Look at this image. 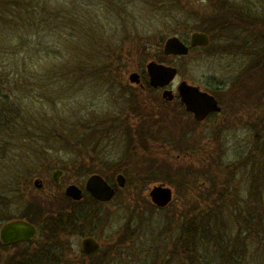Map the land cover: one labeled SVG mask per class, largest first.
<instances>
[{"label": "rangeland", "instance_id": "1", "mask_svg": "<svg viewBox=\"0 0 264 264\" xmlns=\"http://www.w3.org/2000/svg\"><path fill=\"white\" fill-rule=\"evenodd\" d=\"M232 4L243 10V14H250L244 4L235 3L234 6L231 0H0V61L2 59L1 65L8 68L7 79L12 81L5 87L3 98L14 105L12 111H6L0 102L2 114L10 115H0V122L5 124L0 129V185L9 179L21 180L19 195L0 197V200H8V203L4 202L5 207L10 206V210L19 215L17 211H23L24 204L29 206L39 202L40 197L55 192L52 173L56 168L64 166L60 179L63 193L67 184L85 181L87 176L82 178L80 166L97 163L99 169H106L102 170L106 174L124 173L131 184L143 179L148 180L149 187L159 182L176 184L173 201L162 210L151 201L137 202L140 199L136 195L145 198L149 187L141 194L142 191L134 192L128 186L121 193L123 196L119 195L111 202L110 217L114 222L110 226L114 230L122 226L124 211L132 209L133 229L141 231V234L134 231V239L138 236L142 241L133 243L131 264H178L174 247L195 248L196 255L204 252L211 263L224 260L225 264L230 261V264H244L240 256L246 248L250 254L260 256L259 259L255 256L258 263L250 257L251 264H264L262 247L257 249V244L249 242L250 239L247 244L241 243L235 206L228 207L227 203L226 211L220 209V213L212 216L206 211L211 203L200 202L205 187L203 181L209 185L210 179L232 181L228 188L232 187L234 193L239 190L241 200L248 198L246 195L252 191V185L264 194V163L260 165V158L254 155L249 163L243 161L246 154L264 144V69H261L264 66V12L252 10V14L259 16L253 34L246 30H234L233 34L224 32L211 38L207 46L196 47L183 57L164 54L163 63L178 68V74L169 86L174 91L181 81L200 84L211 91L217 90L219 84L224 85L222 96L228 94L222 97L226 99L223 100L224 108H227L224 114L229 117L225 124L232 133L226 144H222L225 148L223 162L214 156V151L212 156L208 152L210 147L221 144H215L214 139L211 144L199 139V150L192 155L183 146L188 141L183 133L180 138L149 137L145 144L138 133L135 139L139 146L154 147L152 152L157 160L149 161L148 155L145 158L144 150L124 160V152L129 146L127 136L108 135L99 117L118 114L119 105L130 103V98L133 101L146 99L131 86L129 74H146L148 62H159L163 58L161 50L168 37L177 35L188 41L194 27L203 28L207 21L213 23V19L216 20L215 8L230 9ZM47 16L53 23L46 20ZM26 42L35 49L27 47ZM28 48L33 49L32 54L38 53L36 57L43 58L41 63L24 64L22 59L28 54ZM93 60L96 61L95 68L106 66L107 77L105 79L100 72L88 83V77L81 75L82 69L78 68L83 61ZM110 78L113 85H109ZM232 89L235 94L230 96ZM217 91L213 92L220 95V90ZM242 107L245 111L238 115L239 119L236 109ZM231 111L235 117H231ZM202 150L205 153H200ZM82 159V163L79 162ZM238 162L243 163L242 171L237 170ZM153 163H156L155 167L151 166ZM208 168L212 170L211 175ZM179 169L182 172L188 170L190 175L182 178ZM37 178L45 180L46 190L34 185ZM179 179H196L198 183L192 190H185ZM127 196L134 199V204ZM244 203V220L250 215L249 218L257 221L259 209L249 210ZM253 203L250 202V206ZM197 209L202 211L198 216L195 214ZM194 216L197 219L204 217L206 221L199 223L202 226L200 235L192 229L184 232L181 226H187L188 221L195 222ZM173 220L176 240L169 243L172 248L164 245L160 249L147 247L150 243L143 241L146 233L155 234L162 229L169 233L174 226L170 223ZM182 239L186 242L184 246L180 244ZM232 254L237 256L230 260Z\"/></svg>", "mask_w": 264, "mask_h": 264}, {"label": "flooded vegetation", "instance_id": "2", "mask_svg": "<svg viewBox=\"0 0 264 264\" xmlns=\"http://www.w3.org/2000/svg\"><path fill=\"white\" fill-rule=\"evenodd\" d=\"M208 36L211 41V36L209 34ZM181 40L189 45V52L195 50L196 47H199L190 46V37L188 38V41L182 38ZM145 72L146 74L143 76L139 72H136L139 74V83H130L131 86L133 85V87L139 91L138 94L146 96V99L133 101L131 100L133 98H130V103L119 105L117 110L119 112L118 114L99 116L103 123L102 126L105 128L104 131L107 132L108 135L118 134L116 136H127V143L129 146H127V151L124 152V160L130 159L133 154L139 153L141 150H144L143 155L145 158L146 155H148L147 158L149 161L153 162L157 160L152 152L154 147L142 144L139 146V143L135 139V136L138 133L140 139L144 141V144L146 143L145 139L148 141L149 137L158 139V136H160L163 140L172 137L180 138L181 133H183L188 137V141L184 142L183 146L186 151L190 150L192 155H196L195 151L199 150L201 145L199 139H205L206 142L208 140L209 144H211V142L213 143L212 139H214L215 144H221V146L210 147L208 152L212 156L211 153L214 151V156L221 158L223 162L225 158V148L223 149L222 144H226L232 133L229 132L228 125L225 124L229 121V117L224 114V112L226 113L227 108H224V99L222 97H226V95L228 96V94L222 96L224 85L219 84L217 90H220L221 92L219 91L220 95H218L217 93H214L218 92L217 90H213V92L211 89H207V87L203 88L200 84H192L199 87L201 91L213 95L218 101V105L221 107L220 111H211L204 119H198L195 114L188 111L182 103L178 92L179 84L177 85L176 91L169 87L172 82L166 87L155 88L150 85L147 67ZM132 73L134 72H131L130 74ZM125 85H128L127 82ZM166 89L172 91L174 96L172 99L164 97V91ZM233 90L234 89L229 93L230 96L235 94ZM133 93H135L134 89ZM149 95L154 96V98L149 99ZM230 99L231 103H233L234 100L232 98ZM224 101H226V99ZM126 105H128L129 108ZM149 105H151L150 108H148ZM244 109V107L236 109L237 118L240 117H238L240 113L245 111ZM231 113L233 114L231 117H235L232 111ZM214 123H216V126L213 125ZM132 139L133 141H131ZM193 139L198 140L197 142L191 141ZM257 150H259V148H257ZM200 153L205 152L202 150ZM83 160L84 159L79 162ZM155 164L156 163H153L151 166L155 167ZM88 165L89 164H84L83 166H80V169L78 170H84L85 167H90V169L92 168L95 172L88 175L84 172L82 178L87 176L85 181L83 182L82 180L81 184L75 182L67 184L63 193L60 190V179L64 174V166L62 165L63 168H56L52 173V187L55 192H51V194L47 196L45 195V198L40 197L39 202L29 205V210H19L17 211L20 212L19 215L2 221L0 228L5 223L14 220L28 222L34 225L36 228V234L33 238L28 240H17L8 243H4L0 239V264H131L133 243L142 238L137 236L134 239V231L139 232L140 234L141 231L133 229L132 209L129 212L128 210L124 211L125 214L121 216L124 220L121 224L122 226H119L114 230L113 226H110L114 222L111 218L112 216L110 217V214H112L110 211V205L114 199L127 190L128 186H131L130 188L134 192L142 191V194L143 191L149 187L148 180H134L133 182L135 183L131 184L130 179L122 172L110 175L107 174L108 176H105V172L102 170L106 169H103L102 167V169H99L97 163L90 164V166ZM127 166L130 167V164ZM236 166L238 171H242L240 167H243V163L238 162ZM56 171H61L58 180L54 179V172ZM109 171L113 170L109 169ZM208 171L211 175L212 170L208 168L207 172ZM92 174L101 175L114 189L115 194L110 200H98L86 189L87 180ZM120 174L125 177L123 186L120 185V181L118 180V175ZM37 180H39V184H35ZM178 182L183 188H185V190L188 188V190H192L196 187V183H198L196 179H179ZM231 182L232 181L226 179L223 181L210 179V184L206 185L205 181H203L205 187L203 192H201L202 195L200 202L211 203L209 210H206V208L205 210L212 216L216 214V212L220 213V209H223V203L227 204L229 198L232 200H234L233 198L241 200L239 190L237 193H234L232 187L228 188ZM173 183L174 182L172 181V184L170 185L167 182H159L150 186L147 194L145 196L143 195L145 198L136 195V197H139L138 199H140L137 202L147 203L151 201V203L158 209L162 210L167 208L173 201L175 194L173 187L176 188V184L174 183L173 185ZM34 185L43 191L46 190L45 188L47 187H45V180L43 178L35 179ZM70 185H75L82 191L81 198L75 199L66 194V189ZM157 185H165L172 190V199L166 206H158L152 200L150 192L152 188ZM128 199L134 204L133 198ZM21 205L23 204H19V209L21 208ZM195 211L196 216H198V212L202 213V211H199L198 209ZM24 213H26V215L21 216ZM195 218L197 217L194 216V219ZM193 222L192 225L194 224ZM170 223L174 226L169 233L164 229L155 234L146 233L147 236L143 241L146 240L147 244L150 243L147 247L159 248L164 245L168 249L172 248L170 244L176 240V235L174 236L176 229L175 221L173 220ZM38 239H41V241H37ZM87 241L91 246L93 244L95 246L98 245L99 247L95 251H91V247ZM176 249L177 248L174 247V250Z\"/></svg>", "mask_w": 264, "mask_h": 264}, {"label": "trees", "instance_id": "3", "mask_svg": "<svg viewBox=\"0 0 264 264\" xmlns=\"http://www.w3.org/2000/svg\"><path fill=\"white\" fill-rule=\"evenodd\" d=\"M231 1L234 2V6L236 5L235 3L244 4L245 9L249 10L250 14H248V15L243 14V10H241L240 8H237L236 6L234 8L233 4L230 7V9L225 8V10L222 9V6H219V8H215V11H217L216 14L214 15V17H216V20L213 19V21H214L213 23H210V21H207L206 25L204 24L205 26L203 28H200V26H198V27L196 26V27H194L193 31L194 30L195 31L201 30L203 32H207L211 36V38H214V37L217 38L218 36H221V34H223L224 32L225 33L226 32L232 33V31H234V30L239 31V32H246L247 31V33L250 31V33L253 34V32H255V26H256L255 23L257 22V19L259 16L252 14V10H255V11L260 10V11L264 12V0H231ZM115 2H116V0H115ZM31 9H33V6L31 7ZM47 17H48V19H46V20H48L49 22H51L53 20L52 18L49 19V16H47ZM214 17L211 16V18H214ZM51 23H53V22H51ZM187 30L189 31L190 29H187ZM224 36L225 35H223V37ZM27 41H30V40H27ZM25 45H27V47L34 48L33 47L34 45H31L30 42H26ZM31 48H28V50H29L28 54H26L22 59V60H24L25 65H27V64L36 65L35 62H39V63L42 62L43 58L36 57V55H38V53H36V52H34L32 54L30 51H33V49H31ZM23 50H25V47L23 48ZM161 53H162L163 58L160 59V61L162 63L165 61V60H163V59H165L163 48L161 50ZM48 61H47V63H48ZM1 63H3L2 59L0 61V96L2 95L0 102H2V104H3L2 108L4 110L12 111V109L14 107V105L12 104L13 102H10L11 100H9V99L3 98V96H4L3 92L5 91V87L10 86L12 83L11 80L7 79L9 77L10 72H9L8 68H4L1 65ZM95 65H96L95 60L89 61L87 63L83 61L78 68V69L81 68L82 70L85 69L83 71L81 70L80 73H81V75L84 74L85 77H88V81H87L88 83L92 82V78L95 75L100 74V72L103 73L105 79L107 77L106 76V73H107L106 66H101V67L95 68L96 67ZM261 69H264V66L261 67ZM110 79H111L110 83L108 80H106V81L109 83V85H113L114 81H112V78H110ZM83 81H84V79H83ZM2 112H4V111L2 110ZM2 112L0 110L1 117L4 115H8L6 113L2 114ZM8 116H10V115H8ZM2 123L3 122H0V129L5 127V124L4 123L2 124ZM17 132H19V131H17ZM54 132H56V131H54ZM50 134H51V132H50ZM14 136H16V135H13V137ZM258 151L259 152L254 151V152H250L249 154H246L243 161L245 163H249L251 161V156L254 155V156H257L260 158L259 163H260V165H262L264 163V144L262 147H259ZM177 168H179V167H176V169ZM176 169H172V170L174 171ZM179 170H181L180 175L182 178H187V176L190 175V172L188 170H185L184 172H182V169H179ZM81 171H82V173H84V171H85V174H87V175L89 173L95 172L92 170V168L90 169L89 167H85L84 170H81ZM150 171H154V169H150ZM104 175L108 176L106 173ZM26 180H27V178H26ZM20 185H21V180L15 181L13 179H9L6 181L5 184L0 185V197H1V199H4L3 197L10 198V197L19 195V191H20L19 186ZM252 192L254 193L253 197H251ZM246 196H248V198H246L244 200H237L236 199V201L235 200L229 201L228 207H234L235 206L236 210L238 211L236 220H238V222H239V225H238L239 227L237 229H239L240 237L242 234V242L241 243L243 244V241H244V244H247L248 240L250 239L249 242L254 241L257 244V247H258L257 249H260L262 247L263 248L262 250L264 253V194L261 191H259V192L256 191V189H254L253 185H252V191H250L248 193V195H246ZM244 201H245L246 205H248L249 210L252 209L253 207H255L256 210L259 209V215L257 218H255V219H258L257 221H255L254 218H249L250 215H247L246 219L244 220V216L242 214V210H243L242 209V203ZM257 201L260 203H257ZM4 202L8 203V200H6V201L0 200V223H2V221L11 219V218L16 216V213L13 212L12 210H10V206H9V208H6L8 206L5 207ZM250 202H254L253 205L250 206ZM229 203H230V205H229ZM24 206L25 207H24L23 211H27L30 209L28 205L27 206L24 205ZM222 208H223V211H226V203H223ZM229 211H231V209ZM24 215H26V213L22 214L21 216H24ZM241 218H243V220ZM203 222L204 223L206 222L205 218L199 217L198 219L196 218V221L194 222L193 225H192V221H190V222L188 221L187 226H185L186 224L185 225L183 224L181 226H182L184 232H187L188 230L192 229L193 232L195 231L196 234L198 232H200L199 233V235H200L201 234V231H200L201 228L200 227H202V226L199 223L202 224ZM244 222H245V224H244ZM242 223L244 224V226H241ZM251 223L253 224V227L251 226ZM222 243H224V242H218L217 244H222ZM180 244L184 246L186 244L185 240L182 239ZM160 248L161 247H159L158 249H160ZM242 251H243L242 256H240V260H242L241 263L246 264V262H248V264H251L250 263V261H251L250 257H252V259L256 260V262L258 263L257 259L260 258L259 255L250 254L248 252V250H246V248H243ZM244 251H245V253H244ZM173 253L178 258V264H219L220 263V262H215V261L213 263H211L209 258L207 259V257L205 255H203L204 252L202 254L196 255L195 248L194 249L189 248V250H188V249H185L184 247H181V248H177L176 250H174ZM232 255L233 256L230 257V260L233 259L235 256H237V254H232ZM255 256L257 257V259L255 258ZM188 259H190V261H188V263H187ZM230 262H229V264H230ZM220 264H225L224 260Z\"/></svg>", "mask_w": 264, "mask_h": 264}, {"label": "water", "instance_id": "4", "mask_svg": "<svg viewBox=\"0 0 264 264\" xmlns=\"http://www.w3.org/2000/svg\"><path fill=\"white\" fill-rule=\"evenodd\" d=\"M210 39L207 33L194 31L190 34V46H207ZM164 53L166 55L184 56L189 52V45L183 42L180 37L174 35L168 37L164 43ZM147 72L149 75L150 85L158 87H166L175 79L178 69L171 65L150 61L147 64ZM132 83H139V74L134 72L130 74ZM179 97L186 109L193 112L198 119H204L211 111H220L221 107L213 95L201 91L199 87L190 84L187 81H181L178 86ZM164 97L172 99L174 96L171 90L164 91ZM61 171L54 172V179L58 180ZM125 177L118 175L120 185L123 186ZM122 180V181H121ZM35 184H39V180ZM86 189L98 200H110L115 192L114 189L99 174H92L86 183ZM66 194L79 199L82 191L75 185H70L66 189ZM152 200L158 206H166L172 199V190L165 185L154 186L150 192ZM36 228L34 225L22 221L14 220L5 223L0 228V239L4 243L17 240H28L35 236ZM88 242V241H87ZM89 243V242H88ZM90 245V243H89ZM91 251H95L99 246L90 245Z\"/></svg>", "mask_w": 264, "mask_h": 264}]
</instances>
